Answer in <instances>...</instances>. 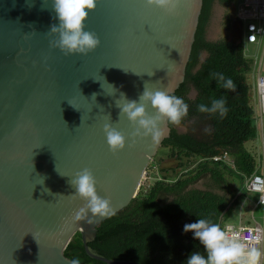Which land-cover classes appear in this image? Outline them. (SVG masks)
<instances>
[{"label": "water", "instance_id": "95a60500", "mask_svg": "<svg viewBox=\"0 0 264 264\" xmlns=\"http://www.w3.org/2000/svg\"><path fill=\"white\" fill-rule=\"evenodd\" d=\"M53 3L0 0V264H69L77 232L90 257L137 264L92 251L109 217L73 221L84 201L71 196L69 181L90 169L115 213L137 196L170 126L158 145L149 137L114 155L104 125L130 137L134 128L116 106L121 93L136 100L146 85L171 94L183 82L203 0H178L172 13L144 0H97L85 30L101 43L87 55L51 46Z\"/></svg>", "mask_w": 264, "mask_h": 264}, {"label": "trees", "instance_id": "16d2710c", "mask_svg": "<svg viewBox=\"0 0 264 264\" xmlns=\"http://www.w3.org/2000/svg\"><path fill=\"white\" fill-rule=\"evenodd\" d=\"M234 3L203 0L185 78L171 93L189 105L188 116L178 125L169 124L170 136L151 161L150 180L141 185L137 196L98 226L95 239L89 242L95 253L137 264H184L193 251L204 253V249L183 226L198 218L222 225L239 198L235 183L251 196L245 181L259 173L256 158L246 147L258 136V115L251 102L253 86L248 81L255 59L246 55L241 39L211 37L218 6L224 7L219 17L222 26L226 31L232 28ZM217 74L230 78L234 87L218 86ZM221 97L228 109L224 117L198 111L199 104L210 106ZM160 153L176 164L158 168ZM225 154L231 161L214 159ZM200 182L203 188L197 187ZM65 255L78 257L81 264H108L86 253L80 232Z\"/></svg>", "mask_w": 264, "mask_h": 264}, {"label": "clouds", "instance_id": "9594fccd", "mask_svg": "<svg viewBox=\"0 0 264 264\" xmlns=\"http://www.w3.org/2000/svg\"><path fill=\"white\" fill-rule=\"evenodd\" d=\"M177 3L178 0H144L147 7H158L169 13L175 11ZM96 5L97 0H54L53 11L59 23L50 27L49 33L55 37L51 46L66 55H87L97 49L101 43L99 38L85 30V22ZM216 79L218 86L225 89L234 87L233 81L223 74H217ZM109 86L114 92L117 91L112 85ZM259 87L264 89V83ZM121 98L123 102H116V106L120 109V115L126 116L132 124L134 131L129 137L111 123L104 125L107 144L114 155L126 147H135L139 141L149 137L153 146L158 145L168 134V129L162 127L164 122L178 125L189 113V105L182 97L169 94L166 90H153L146 85L138 99L129 100L123 93ZM149 105L154 109V115L148 112ZM198 111L224 117L228 111L226 100L223 97L213 99L210 106L201 103ZM69 183L75 189L71 196L84 201L83 206L75 211L73 221L92 225L98 217L115 215L110 198L98 194V182L90 169L76 173ZM183 231L192 233L193 240L198 241L204 249V253L193 251L184 264H264V249L243 242L231 227L198 218L196 222L186 223ZM256 243H260L259 239ZM69 264H81V260L73 257Z\"/></svg>", "mask_w": 264, "mask_h": 264}, {"label": "rangeland", "instance_id": "374dc122", "mask_svg": "<svg viewBox=\"0 0 264 264\" xmlns=\"http://www.w3.org/2000/svg\"><path fill=\"white\" fill-rule=\"evenodd\" d=\"M241 0H235V7L237 9ZM224 7L218 6L217 8V19L214 22V28H212L211 37L217 38L218 35L223 36L228 34L225 28L222 26L219 17L222 15ZM245 53L247 56L255 59V69L248 76L249 83L253 86L251 102L254 106L256 113L258 115L257 127H258V136L253 141H248L246 143L247 149L254 155L257 162V170L264 174V114L260 116V102L259 97L256 92V78L260 73L264 74V34L261 40L257 43H248L245 40ZM192 94H195L193 91ZM184 128V127H182ZM159 158L162 159L158 168H167L174 166L176 164L175 160H172L169 157H164L160 153ZM149 176H146L143 183L146 182ZM239 185L235 183V188L237 189V199L236 205L231 211L229 218L223 222L222 225L231 224L236 227L240 225L247 224H256L259 223L264 226V209L256 206L255 200L253 197L257 198V194H244L242 189H239ZM197 187L203 188V182L197 184Z\"/></svg>", "mask_w": 264, "mask_h": 264}, {"label": "built area", "instance_id": "2783aa9c", "mask_svg": "<svg viewBox=\"0 0 264 264\" xmlns=\"http://www.w3.org/2000/svg\"><path fill=\"white\" fill-rule=\"evenodd\" d=\"M236 13L240 18L242 41L245 40L248 43L259 42L264 34V0H241ZM262 83H264V74L259 72L256 78V91L260 102L261 117L264 114V89H261L259 85ZM214 159L230 160L227 154L215 157ZM146 176L147 172L145 178ZM245 189L251 194H257L255 200L256 206L264 208V174L256 172L247 178L245 181ZM221 226L231 227L232 232L237 233L241 240L248 245L264 249L263 225H240L236 227L231 224H226ZM257 239L260 241L258 244L256 243Z\"/></svg>", "mask_w": 264, "mask_h": 264}, {"label": "flooded vegetation", "instance_id": "af4514ba", "mask_svg": "<svg viewBox=\"0 0 264 264\" xmlns=\"http://www.w3.org/2000/svg\"><path fill=\"white\" fill-rule=\"evenodd\" d=\"M236 7L235 4H233L232 8H231V14H232V28L227 31L229 37L233 38V39H237V33H238V26H239V19L237 18V13H236ZM229 13V12H228ZM241 24V23H240ZM242 40V39H241Z\"/></svg>", "mask_w": 264, "mask_h": 264}, {"label": "crops", "instance_id": "0c3cea01", "mask_svg": "<svg viewBox=\"0 0 264 264\" xmlns=\"http://www.w3.org/2000/svg\"><path fill=\"white\" fill-rule=\"evenodd\" d=\"M237 36H238V34H237ZM257 92V91H256ZM253 141V140H252ZM259 173H261L259 170H257ZM259 207V206H258ZM262 208V207H261ZM264 209V208H263ZM256 224H259V223H256ZM256 224H247V225H256ZM261 225V224H260Z\"/></svg>", "mask_w": 264, "mask_h": 264}, {"label": "bare ground", "instance_id": "6f19581e", "mask_svg": "<svg viewBox=\"0 0 264 264\" xmlns=\"http://www.w3.org/2000/svg\"><path fill=\"white\" fill-rule=\"evenodd\" d=\"M237 18L240 19L238 16H237ZM239 21H240V20H239ZM249 193H250V192H249ZM222 227H224V226H222Z\"/></svg>", "mask_w": 264, "mask_h": 264}]
</instances>
